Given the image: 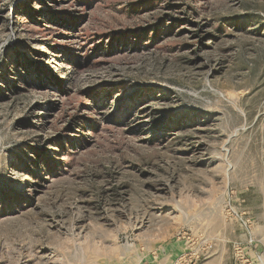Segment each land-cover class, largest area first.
I'll list each match as a JSON object with an SVG mask.
<instances>
[{"label": "rangeland", "instance_id": "obj_1", "mask_svg": "<svg viewBox=\"0 0 264 264\" xmlns=\"http://www.w3.org/2000/svg\"><path fill=\"white\" fill-rule=\"evenodd\" d=\"M0 264H264V0H0Z\"/></svg>", "mask_w": 264, "mask_h": 264}]
</instances>
